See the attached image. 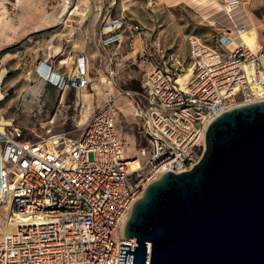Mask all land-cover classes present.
I'll list each match as a JSON object with an SVG mask.
<instances>
[{"label":"built area","instance_id":"built-area-1","mask_svg":"<svg viewBox=\"0 0 264 264\" xmlns=\"http://www.w3.org/2000/svg\"><path fill=\"white\" fill-rule=\"evenodd\" d=\"M241 3L224 2L232 8ZM245 27L234 23L235 30L227 28L213 44L190 36L191 71L181 82V60L158 34L151 38L139 23L124 18L104 23V45L125 37L131 45L141 40L138 53L146 69L141 88L120 91L147 143L137 157L140 167L130 166L117 129L121 107L108 91L78 138L27 137L20 127H2L0 200L10 201L7 222L14 229L0 236V264H119L121 242H131L134 250L137 239L125 237L124 226L146 187L167 171L192 168L219 115L264 101V48L243 42ZM88 62L80 55L73 72L52 71L46 79L78 97L91 85ZM133 256L127 252L126 264H133Z\"/></svg>","mask_w":264,"mask_h":264},{"label":"rangeland","instance_id":"rangeland-1","mask_svg":"<svg viewBox=\"0 0 264 264\" xmlns=\"http://www.w3.org/2000/svg\"><path fill=\"white\" fill-rule=\"evenodd\" d=\"M67 1L69 4L66 3ZM94 1L0 0V92L2 95L0 127H20L23 135L27 137L34 134L40 136L60 134L67 138H78L91 114L104 103L106 91L117 93L120 89L141 88V80L146 70L138 53L141 40L138 39L134 45H131L129 38L125 37L118 46L119 51L116 50L118 47L109 51L110 56L119 59L109 61L107 68L95 62L94 64L88 62L91 85L84 91L87 95L94 94L89 95L88 100L83 102L86 108L84 111L77 103L75 90H70L67 101L60 105L59 109L56 106L58 102L54 99L45 106L48 111L40 113V79L46 78L40 70L42 62L46 60L49 65L47 67L56 72L61 64H66L61 61L63 57L59 60L58 54H50L45 44L40 46V39L46 41L50 39L47 36L40 38V30L61 28L65 22L61 21V24L60 19L64 17L69 18L66 22L69 28L101 27L103 22L94 17V13L99 8ZM102 2H104L103 12L108 11L110 17L123 16L128 24L139 23L152 34L151 38L158 34L166 49L178 54L182 63V76L188 74L189 77L191 71L190 36L192 35L213 44L227 28L235 30L234 23L247 28L254 25L257 28L259 42L255 50L264 48V0H241L243 3L233 8L225 5V0H219L221 4L215 0H103ZM66 6L71 7L70 11H65L66 16L60 17ZM227 10H231L232 18ZM91 16L94 20H91ZM234 37L239 41L236 35ZM165 63L163 61L162 64ZM166 65H169V62ZM25 90H28V94ZM57 94L58 92L55 93V98ZM126 107L127 105L123 108ZM122 109L117 116V129L128 158H137L140 149L147 143L141 136L138 117L135 114L129 115L127 110L122 111ZM10 212V202L8 200L0 202V235L8 224L7 216Z\"/></svg>","mask_w":264,"mask_h":264},{"label":"water","instance_id":"water-1","mask_svg":"<svg viewBox=\"0 0 264 264\" xmlns=\"http://www.w3.org/2000/svg\"><path fill=\"white\" fill-rule=\"evenodd\" d=\"M124 235L137 245L121 242L119 264H264V101L219 115L200 160L151 182Z\"/></svg>","mask_w":264,"mask_h":264},{"label":"crops","instance_id":"crops-1","mask_svg":"<svg viewBox=\"0 0 264 264\" xmlns=\"http://www.w3.org/2000/svg\"><path fill=\"white\" fill-rule=\"evenodd\" d=\"M102 1L103 0L94 1L95 5L99 7L98 9L96 8L97 12L94 13V17L96 18V20H101V22L106 23V22H110L114 18H124L123 16H114L112 18L110 17L108 11L105 10L103 12L102 5L104 4V2ZM65 8H67V6ZM65 13H66L65 10H63L60 17L66 16ZM68 19H69L68 17L67 18L64 17L60 19V22L61 21L65 22V24H63L61 28H56L49 31L40 30V38H45L46 36L47 38H50L48 41H46V39L45 40L40 39V46H43L45 44L50 54H58L59 60H61L60 58L63 57L61 61L66 63L65 65L59 64L60 66L58 67L57 72L59 73L72 72L71 70H74L76 67L77 57L80 55H84L89 62H92L93 64L95 62L96 64H99V66H103V68H107V64L109 61L113 62V59H119V57L110 56L109 51H112V49H114L115 47L120 46L121 45L120 43L118 44V42H115L110 45H104L102 43V36L104 32H106V30L105 31L102 30L103 23H101V27L99 28H95V27L82 28V27H74V26L72 28L71 27L69 28L66 26V22H68ZM91 20H94L92 16H91ZM118 49L119 47L116 48L117 51H119ZM42 64L44 66H49L47 65L46 60L43 61ZM109 80L111 82V79ZM70 90L65 89L61 91L57 89L52 83L48 82V80L45 77L41 78L40 91H39L40 107H41L39 110L41 111L40 113L44 111H48V108L45 109V106L47 104H50L54 99L58 102V105L56 106L57 109H59V106L67 101V95ZM121 90L124 89L118 90L117 93L112 91H109V93L117 97L116 102L117 105L121 107V109L127 105V107L125 109L123 108L122 111L127 110L129 115L134 114L133 106L130 104L129 99L126 96L120 94ZM57 92L58 94L56 95L55 98V93ZM25 93L28 94V90H25ZM93 94L94 93L90 95ZM123 101L124 104L122 105ZM53 109L57 110L56 107L55 108L53 107Z\"/></svg>","mask_w":264,"mask_h":264},{"label":"bare ground","instance_id":"bare-ground-1","mask_svg":"<svg viewBox=\"0 0 264 264\" xmlns=\"http://www.w3.org/2000/svg\"><path fill=\"white\" fill-rule=\"evenodd\" d=\"M216 2H218L219 4H221L219 2V0H215ZM230 5V4H229ZM231 6V5H230ZM232 7V6H231ZM71 8V7H70ZM70 8L69 6H67V8H65L64 10L69 12L70 11ZM240 38L243 40V42L245 44H247L248 46H250L251 48L255 49V47H257L259 45V42L257 40V29L255 26H252L251 28H243V30H241V35H240ZM234 42H237L236 40ZM40 70H41V73L42 74H45V75H51L52 73V69H49L47 66H40ZM53 74H56V71L53 73ZM188 78V74L182 76L180 78V81L183 82L185 81L186 79ZM110 82V81H109ZM100 86V85H99ZM98 88V87H97ZM84 90H87V89H84ZM82 90L80 91V93L78 94V97H77V103L78 105H80L82 107V111H84L86 108H85V104L83 103L88 95L87 93ZM98 90H100V88H98ZM102 90V89H101ZM89 95L92 94V93H88ZM0 98H2V95H1V92H0ZM56 116V115H55ZM55 118V117H54ZM0 129H2V127H0ZM130 166L133 170H136L137 168L140 167V162L138 160V158H132L130 159ZM4 200H8V199H2L0 200L1 201H4ZM9 201V200H8ZM10 202V201H9ZM14 229V226L12 224H7V226L4 228L3 230V233L5 232H11L12 230ZM1 236V235H0Z\"/></svg>","mask_w":264,"mask_h":264}]
</instances>
